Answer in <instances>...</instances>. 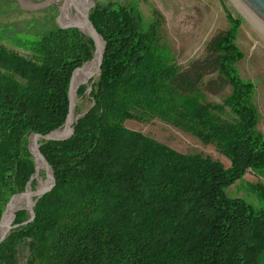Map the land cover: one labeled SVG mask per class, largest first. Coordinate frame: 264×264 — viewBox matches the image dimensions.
Masks as SVG:
<instances>
[{"label": "trees", "instance_id": "16d2710c", "mask_svg": "<svg viewBox=\"0 0 264 264\" xmlns=\"http://www.w3.org/2000/svg\"><path fill=\"white\" fill-rule=\"evenodd\" d=\"M225 17L228 27L179 67L157 24L145 23L134 3L94 4L87 19L104 49L91 104L67 137L38 140L52 181L28 222L25 209L13 212L0 264H17L19 245L27 248L25 264H264V184H251L258 207L223 190L247 169L264 175L254 86L236 67L239 19ZM93 50L74 27L0 42V216L34 172L28 135L62 127L68 85ZM226 87L220 102L207 100ZM85 92L82 83L76 94ZM153 118L213 144L228 166L123 124Z\"/></svg>", "mask_w": 264, "mask_h": 264}, {"label": "rangeland", "instance_id": "374dc122", "mask_svg": "<svg viewBox=\"0 0 264 264\" xmlns=\"http://www.w3.org/2000/svg\"><path fill=\"white\" fill-rule=\"evenodd\" d=\"M23 1L33 3L40 0ZM109 1L121 4L134 3L145 23L157 24L161 38L168 47V54L179 67H186L191 60L201 56L209 38L228 27L225 11H228L233 18H238L235 43L242 51L243 56L236 62V67L239 76L251 81L254 86L252 102L257 110L256 129L264 132V40L227 0H87L86 14L95 3L104 4ZM83 5V0H70V3L66 0L64 3L63 0H54L42 9L25 10L19 6L16 0H0V32L3 34L0 35V42L11 33L28 34L31 37V35L38 34L52 26L74 27L71 23L65 22L63 16L67 15L71 21L75 22L82 17ZM78 31L80 30L78 29ZM5 46L10 47L7 43ZM14 49L25 54L24 51ZM98 53L97 47L91 57L82 62L78 68L84 64L83 68L88 66L93 62L94 57L98 56ZM91 79L92 82L96 79L95 68L87 75L84 82L86 87ZM227 93L228 87L217 94L207 95V100L220 102V99ZM90 104L89 94L87 95L85 92L83 95H77L75 92L73 118L82 114ZM123 124L129 129L140 131L179 152L208 155L219 161L224 167L229 164L228 159L219 153L213 144H204L195 136L157 118L146 121L125 119ZM61 129L62 127L54 132ZM27 139L28 148H30L32 146L31 136L28 135ZM30 178L33 180V185L30 186L31 179H29L24 188L25 191L42 189L47 180L42 167H37ZM255 182L264 184V175L247 169L240 178L226 185L223 190L227 196L240 197L258 207L262 205V200L251 188V184ZM32 200L33 196H30L18 201L17 205L24 207ZM26 255V246L19 245L16 254L17 264H25Z\"/></svg>", "mask_w": 264, "mask_h": 264}, {"label": "water", "instance_id": "95a60500", "mask_svg": "<svg viewBox=\"0 0 264 264\" xmlns=\"http://www.w3.org/2000/svg\"><path fill=\"white\" fill-rule=\"evenodd\" d=\"M17 3L19 4V6L22 9L25 10H38V9H42L48 5H50L54 0H40L37 2H33V3H27L23 0H16ZM234 8L235 10L249 23V25L261 36V38L264 40V0H227ZM64 3V0H63ZM85 23H87L89 26H86V30H82L77 24L75 23H71V25H73L75 28L79 29L80 31H82L84 34H86L88 37L91 38L92 42H93V46H94V50L93 53L97 50V38L100 37V35L94 30V28L92 27V25L90 24V22L87 19V14L85 13ZM102 45L101 48L99 50V55H98V60H97V64L95 66V76L98 75L99 73V67H100V61H101V57H102V53H103V49H104V41L101 39ZM79 69V68H78ZM86 79L81 80L78 82V84L75 87V91L77 87L84 83ZM92 82V79L90 80L89 85L86 87V94L88 95V92L90 90V84ZM71 82L68 85V90H67V97H68V111L66 114V117L63 121L62 124V129L58 132H54L50 131L46 134H36V133H31L29 136H31V143L35 149V151L33 152L31 150V147L28 148L30 154L32 155L33 158V165H34V172L36 170L35 168V158L38 156L41 163L43 164V169L46 173V177H48L50 179V182L52 181V171L50 166L48 165V163L46 162V160L44 159V157L42 156V154L40 153L39 149H38V140L39 139H43L45 141L47 140H61L64 139L65 137H67L72 129H71V124L72 122L80 115L75 116L73 118V120L70 118V113L74 110V103H73V99L71 96ZM49 172V173H48ZM50 184V183H49ZM49 184L39 190H33V191H22L21 193L16 194L15 196H22V197H30L33 196V200L31 203H27L26 206L24 207H17L15 208L11 213H10V218L13 214V212L17 209L23 208L25 209L28 214L29 217L24 221V223L28 222L32 216V205L34 204L35 200L37 199V197H39L40 195H42L47 189ZM9 201L5 204L4 210L7 207ZM3 210V212H4ZM2 212V214H3ZM2 214L0 216V227L4 226V232L2 234H0V241L3 239V237L5 236V234L8 232V230L10 228H12L15 225L10 224L11 219L9 218L5 224H3L1 222V217Z\"/></svg>", "mask_w": 264, "mask_h": 264}, {"label": "bare ground", "instance_id": "6f19581e", "mask_svg": "<svg viewBox=\"0 0 264 264\" xmlns=\"http://www.w3.org/2000/svg\"><path fill=\"white\" fill-rule=\"evenodd\" d=\"M66 1L70 3V0H66ZM83 1H84V5H83L84 7H83V12H82V17H81V18H79V19H77L75 22H73V21H71V20L67 17V15H66L65 17H66V19H67L70 23H75V24H77L82 30L85 31V30H86V26H88L87 23L84 24V20H85L84 16H85V13H86L87 0H83ZM96 40H97V47H98V49L100 50L101 45H102L101 39L98 37ZM98 43H99V44H98ZM99 45H100V46H99ZM98 55H99V53H98ZM97 60H98V56H95V57H94V60H93L92 63H90V64H89L88 66H86L85 68H82L83 66L81 67L80 72H79V75H78V77H77V79H76V81H75V83H74V85H73V87H72V88H74V90H73V94H72L73 103H74V101H75V92H74V91H75V87H76V85L78 84L79 81L84 80V79H87V75L90 73V71H92L93 68H95V66H96V64H97ZM83 70H84V72H83ZM80 77H81V78H80ZM70 118L73 119V111L70 113ZM31 150H32L33 152L35 151L33 145L31 146ZM37 167H39V168L43 167V164L41 163V161H40V159H39L38 156L35 158V168L37 169ZM48 173H49V172H48ZM49 183H50V179L47 177V180H46V182L44 183L43 188L46 187ZM41 186H42V185H41ZM26 198H29V197H22V196H21V197L15 199L13 202H11V203L7 206V208L5 209V211H4V213H3V216H2V218H1V222H2L3 224H5L6 221L10 218V213H11L15 208L18 207L17 202L20 201V200H24V199H26ZM3 232H4V226H1V227H0V233L2 234Z\"/></svg>", "mask_w": 264, "mask_h": 264}]
</instances>
